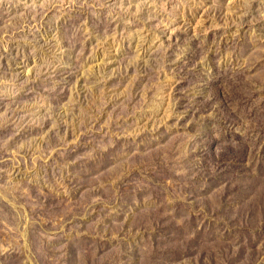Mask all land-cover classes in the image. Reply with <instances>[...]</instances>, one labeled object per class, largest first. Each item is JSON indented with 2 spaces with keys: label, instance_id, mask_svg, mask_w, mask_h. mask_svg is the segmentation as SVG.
<instances>
[{
  "label": "rangeland",
  "instance_id": "rangeland-1",
  "mask_svg": "<svg viewBox=\"0 0 264 264\" xmlns=\"http://www.w3.org/2000/svg\"><path fill=\"white\" fill-rule=\"evenodd\" d=\"M0 264H264V0H0Z\"/></svg>",
  "mask_w": 264,
  "mask_h": 264
},
{
  "label": "trees",
  "instance_id": "trees-1",
  "mask_svg": "<svg viewBox=\"0 0 264 264\" xmlns=\"http://www.w3.org/2000/svg\"><path fill=\"white\" fill-rule=\"evenodd\" d=\"M213 101L216 102V103H219L221 101L223 104H226V102L224 100V96L221 93L215 94L214 98H213Z\"/></svg>",
  "mask_w": 264,
  "mask_h": 264
}]
</instances>
